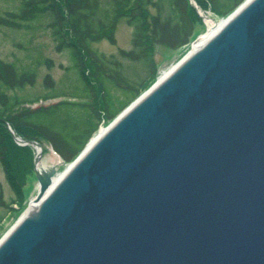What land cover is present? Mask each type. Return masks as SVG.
I'll return each mask as SVG.
<instances>
[{
	"label": "water",
	"instance_id": "water-1",
	"mask_svg": "<svg viewBox=\"0 0 264 264\" xmlns=\"http://www.w3.org/2000/svg\"><path fill=\"white\" fill-rule=\"evenodd\" d=\"M192 2L207 29L186 56L57 182L35 167L0 264H264V0L218 21Z\"/></svg>",
	"mask_w": 264,
	"mask_h": 264
},
{
	"label": "trees",
	"instance_id": "trees-1",
	"mask_svg": "<svg viewBox=\"0 0 264 264\" xmlns=\"http://www.w3.org/2000/svg\"><path fill=\"white\" fill-rule=\"evenodd\" d=\"M196 1L202 9L210 5L221 18L244 0ZM39 19L50 29L56 49L69 52L77 81L58 91L48 74L44 80L48 93L32 98L13 95L10 91L35 84L37 69L19 71L0 58V159L17 190L21 181L11 147L27 151L32 166L35 154L32 145L17 144L15 135L51 145L61 167L73 161L102 124L110 123L155 81L160 69L156 47L189 48L200 34L196 35L197 23H203L191 0H21L18 9L0 13V27L30 28ZM123 19L134 29L131 47L109 55L94 49L93 43L104 39L116 43L117 24ZM42 63L51 66L52 61L38 57L37 64ZM58 97L62 99L33 106ZM22 195L18 192L17 198L7 201L0 186V227L6 216L1 209L10 211Z\"/></svg>",
	"mask_w": 264,
	"mask_h": 264
},
{
	"label": "rangeland",
	"instance_id": "rangeland-1",
	"mask_svg": "<svg viewBox=\"0 0 264 264\" xmlns=\"http://www.w3.org/2000/svg\"><path fill=\"white\" fill-rule=\"evenodd\" d=\"M20 3L21 0H0V13L16 10L20 7ZM200 9L202 8L200 7ZM202 10L203 13L207 14L208 16L216 19L218 18L215 12L211 9L210 5H207V7ZM42 20L43 19H39L32 22L30 24V28L25 27L13 29L9 27H0V58L6 62H12L15 64L19 71H22L24 68H29L30 66H35L38 73L37 80L34 85H27L23 90L17 89L10 91V93L13 95L17 94L21 97L32 98L37 95L48 93L50 90L44 85L45 77L48 74H50L56 81V87L59 89L58 91H62L63 89L68 90L72 84H76L77 74L73 68V63L69 52L58 51L56 49L50 29L45 26ZM206 29L207 24L203 19V23H197L196 35L199 33L201 34V32L203 33L206 31ZM133 30V27L123 19L117 24L115 31L116 43H111L110 41L104 39L93 43L92 46L94 49H97L98 51L104 52L108 55L117 54L119 49H129L131 47ZM187 49L189 48L172 51L165 46H157L155 49V58L160 64L159 73L161 70L171 66L174 63H177L180 59H182ZM38 57L52 61L51 66H48L46 63L37 64ZM158 75L159 74H157V77ZM59 99H62V97L47 101L40 100L39 102L33 104V106L47 104ZM105 124H107V122H105L103 125ZM43 150V164L48 166L50 169L55 168L57 175L61 174L67 165L62 167L60 166V162L58 160L59 157L53 153V150L49 144L43 143ZM11 157L14 164L13 166L16 167L17 173L19 174V181H21V185L20 182H18V186H20V188L17 190L12 186L11 181L7 177V173L5 172V168L1 162V159L0 186L4 191L7 201H13L15 198H17L18 192L22 191L23 195L21 200L17 204H14V207L10 211L1 209V213L5 214L6 216L2 226L0 227V238L12 227L19 216L25 211V208L28 206L31 198L36 196L38 192V180L36 178V172L34 169L35 161L34 166H32L30 154L27 151H22L12 146Z\"/></svg>",
	"mask_w": 264,
	"mask_h": 264
},
{
	"label": "bare ground",
	"instance_id": "bare-ground-1",
	"mask_svg": "<svg viewBox=\"0 0 264 264\" xmlns=\"http://www.w3.org/2000/svg\"><path fill=\"white\" fill-rule=\"evenodd\" d=\"M206 21H207V23H208V25H209V27H210V32H213V31L217 28V26H218L217 24H218V23L215 24L216 22H215L213 19H208V18L206 19ZM217 21H218V20H217ZM189 50H190V47H189V49L186 50V53L183 55V57L186 56V54L189 52ZM175 64H176V63L172 64L171 66H169V67H167V68H165V69H163V70H161L157 78L159 79V78L165 76V75L169 72V70L172 69V67H173ZM158 79H156V80H158ZM102 127H103V126H102ZM102 132H103V130H102ZM98 135H99L98 133H96V134L94 135V137H93V139H92V143L95 141V139L98 137ZM92 143H91V144H92ZM68 165H70V163H69ZM68 165H67V166H68ZM39 167L41 168V163L39 164ZM61 175H62V173L59 174V175L56 174V176H55V178H54V181L57 182V181L59 180V178H60ZM30 201H31V203L28 204V206L25 208V211H24L25 213L27 212L28 209H29V211H31V210H32V209L38 204L37 201H36V199H35V196H34L33 198H31ZM29 205H30V206H29ZM24 212H23V213H24ZM23 213H22V214H23ZM22 214H21V215H22ZM21 215H20V216H21ZM20 216H19V217H20Z\"/></svg>",
	"mask_w": 264,
	"mask_h": 264
}]
</instances>
